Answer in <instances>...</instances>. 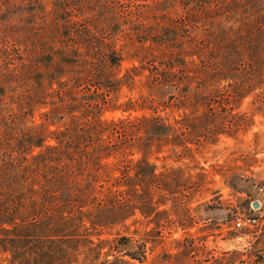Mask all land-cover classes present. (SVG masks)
Returning <instances> with one entry per match:
<instances>
[{
  "label": "trees",
  "instance_id": "trees-1",
  "mask_svg": "<svg viewBox=\"0 0 264 264\" xmlns=\"http://www.w3.org/2000/svg\"><path fill=\"white\" fill-rule=\"evenodd\" d=\"M194 3L197 15L185 19L201 33L183 37L165 61L147 66L151 82L167 91L163 100L139 104L151 114L102 118L110 107L135 109L132 99L121 107L110 103L138 66L120 76L121 49L75 25L59 32L55 50L44 46L34 60L23 58L20 91L0 80V248L10 254L8 264L38 257L44 264L126 262L108 259L123 249L120 238H100L101 230L136 210L147 217L165 212L160 204L184 187L181 170L160 167L150 155L158 160L164 145L188 151V143L233 133L241 120L250 121L233 111L264 86V0ZM90 230L98 232L96 241ZM144 253L143 246L125 251L140 262ZM250 254L264 264V239L256 236Z\"/></svg>",
  "mask_w": 264,
  "mask_h": 264
},
{
  "label": "rangeland",
  "instance_id": "rangeland-1",
  "mask_svg": "<svg viewBox=\"0 0 264 264\" xmlns=\"http://www.w3.org/2000/svg\"><path fill=\"white\" fill-rule=\"evenodd\" d=\"M194 2L0 0V80L5 79L6 84L20 91L24 87L20 73L24 70L20 68L23 58L34 60L43 54L40 51L44 46L55 50L53 45L58 46L61 38L59 32L75 25L81 30H93L96 37L111 40L121 49L124 59L120 76L131 66H138V75L113 94L110 103L121 107L132 99L135 109L110 107L102 118L117 120L151 114L150 109L139 104L163 100L167 91L151 82L147 66L152 61H165L175 46L182 45L183 37L201 33L186 22L198 8ZM233 112L244 113L251 119L248 123L241 120L240 128L233 133H219L216 139L201 138L194 145L188 143V151L164 145L157 154L158 160L150 155V161L160 167L181 170L184 187L160 204L158 210L165 212L147 217L136 210L124 223L102 229L100 238H120L123 249L113 251L108 259L115 261L117 256L126 261L120 264H229L232 259L235 260L231 264H255L250 252L256 245V236L264 239V86L242 99ZM159 113L164 115L163 111ZM33 119L36 123L41 121L39 112ZM130 157L135 162L140 153ZM254 202H258L257 208ZM242 215L255 216L258 221L253 226L237 227L233 222ZM90 232L96 241L94 234L98 232ZM62 241L69 245L67 239ZM141 246L145 250L141 262L125 254L126 250L140 252ZM108 248L106 245L103 251ZM232 250L239 254L234 257ZM9 259L10 254L0 248V264H8ZM30 262L44 264L45 260L38 257L36 262ZM58 264L68 263L65 260Z\"/></svg>",
  "mask_w": 264,
  "mask_h": 264
},
{
  "label": "built area",
  "instance_id": "built-area-1",
  "mask_svg": "<svg viewBox=\"0 0 264 264\" xmlns=\"http://www.w3.org/2000/svg\"><path fill=\"white\" fill-rule=\"evenodd\" d=\"M258 219L252 215H242L234 220L237 227L253 226L257 223Z\"/></svg>",
  "mask_w": 264,
  "mask_h": 264
},
{
  "label": "water",
  "instance_id": "water-1",
  "mask_svg": "<svg viewBox=\"0 0 264 264\" xmlns=\"http://www.w3.org/2000/svg\"><path fill=\"white\" fill-rule=\"evenodd\" d=\"M253 206H254L255 208H257V207L259 206L258 202H254V203H253Z\"/></svg>",
  "mask_w": 264,
  "mask_h": 264
}]
</instances>
